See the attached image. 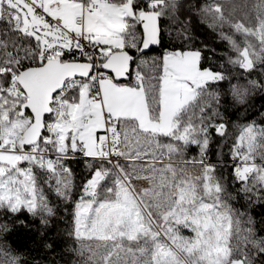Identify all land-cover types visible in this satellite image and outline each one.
Masks as SVG:
<instances>
[{"label":"snow or ice","instance_id":"1","mask_svg":"<svg viewBox=\"0 0 264 264\" xmlns=\"http://www.w3.org/2000/svg\"><path fill=\"white\" fill-rule=\"evenodd\" d=\"M257 206L264 0H0V264H264Z\"/></svg>","mask_w":264,"mask_h":264},{"label":"trees","instance_id":"2","mask_svg":"<svg viewBox=\"0 0 264 264\" xmlns=\"http://www.w3.org/2000/svg\"><path fill=\"white\" fill-rule=\"evenodd\" d=\"M219 2H223V3H242L243 0H219ZM199 31L201 33H203L204 38L208 39L210 43H214V46H217L220 50H225L226 49V45L223 43H220L217 38L214 36V34L211 32L210 29H207L206 26H202ZM155 51V49H153V52ZM256 103L259 104L261 103L260 100H256ZM74 167H76L74 165ZM77 172L78 174H84L86 173V169H83V167H77ZM252 214L259 220V218L261 216H264V207H260L257 206L254 209H252ZM63 227V225H61ZM29 234L26 233L25 230H18V234H14L13 237H11L12 241L14 242V244H24L25 241H27V236ZM30 243V241H29ZM66 259H68L69 261H71L72 257L71 256H66Z\"/></svg>","mask_w":264,"mask_h":264},{"label":"water","instance_id":"3","mask_svg":"<svg viewBox=\"0 0 264 264\" xmlns=\"http://www.w3.org/2000/svg\"><path fill=\"white\" fill-rule=\"evenodd\" d=\"M142 30V29H141Z\"/></svg>","mask_w":264,"mask_h":264}]
</instances>
